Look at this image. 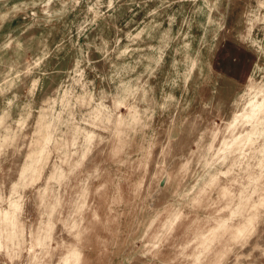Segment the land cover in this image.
Segmentation results:
<instances>
[{"label":"rangeland","instance_id":"rangeland-1","mask_svg":"<svg viewBox=\"0 0 264 264\" xmlns=\"http://www.w3.org/2000/svg\"><path fill=\"white\" fill-rule=\"evenodd\" d=\"M0 233V264H264V0H0Z\"/></svg>","mask_w":264,"mask_h":264},{"label":"bare ground","instance_id":"bare-ground-1","mask_svg":"<svg viewBox=\"0 0 264 264\" xmlns=\"http://www.w3.org/2000/svg\"><path fill=\"white\" fill-rule=\"evenodd\" d=\"M13 210L11 212H6L3 216V221L4 224L7 226V234L5 240L13 243L16 238V230H17V225H16V212H17V205H13ZM3 247V241H2V236L0 233V251ZM78 256H67L65 257L64 261L62 264H78Z\"/></svg>","mask_w":264,"mask_h":264}]
</instances>
